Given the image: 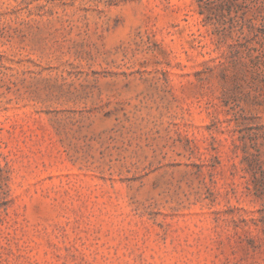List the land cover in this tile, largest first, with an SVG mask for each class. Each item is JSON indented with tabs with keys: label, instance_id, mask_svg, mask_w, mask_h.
Returning a JSON list of instances; mask_svg holds the SVG:
<instances>
[{
	"label": "rangeland",
	"instance_id": "374dc122",
	"mask_svg": "<svg viewBox=\"0 0 264 264\" xmlns=\"http://www.w3.org/2000/svg\"><path fill=\"white\" fill-rule=\"evenodd\" d=\"M237 39L196 0H0V264H264Z\"/></svg>",
	"mask_w": 264,
	"mask_h": 264
},
{
	"label": "trees",
	"instance_id": "16d2710c",
	"mask_svg": "<svg viewBox=\"0 0 264 264\" xmlns=\"http://www.w3.org/2000/svg\"><path fill=\"white\" fill-rule=\"evenodd\" d=\"M206 26L214 31L237 30L238 39L221 56L236 66H264V0H196ZM264 174V167H260ZM253 175V174H252ZM253 175V180H258ZM258 191L264 194V186Z\"/></svg>",
	"mask_w": 264,
	"mask_h": 264
}]
</instances>
